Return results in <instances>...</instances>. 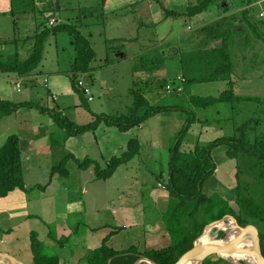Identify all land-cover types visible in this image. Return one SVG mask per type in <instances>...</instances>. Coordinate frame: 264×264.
<instances>
[{
	"label": "rangeland",
	"instance_id": "obj_1",
	"mask_svg": "<svg viewBox=\"0 0 264 264\" xmlns=\"http://www.w3.org/2000/svg\"><path fill=\"white\" fill-rule=\"evenodd\" d=\"M43 1L37 0L40 6H42ZM73 1L75 0H71V2ZM199 1L177 0L174 2L175 8H172L170 4L171 6H166L168 8L166 9L161 3L159 5V0H152L153 8L157 12H160V14H162V11L163 16H167L169 11H172L171 9H176L175 12L178 13V15L169 16L165 21L158 22V24L152 16V9L149 8L150 3L148 0H125L122 6H118V4L113 5L116 9L107 16L104 25H92L82 28L83 34L91 40L96 54L92 65L95 67L100 65L90 73L83 74V76L90 78L88 79L91 81L90 87L84 84L89 88L93 102L89 100V96L83 91L88 100L82 101L70 89V91L68 90L63 95L59 94L58 98L56 97L57 100L52 97L54 101L56 100L55 103L47 100L45 96L43 97L44 100L41 103H47L46 108L49 114L42 112L39 117L35 115L37 113H32L34 115L27 117L17 113L12 115L7 122L0 124V130L1 128H5L8 123L10 125L9 129L16 131L19 121L30 119L29 121L41 127V131H46L50 137L49 144L52 145L53 154L50 157L37 159L38 165L35 167L36 171L31 172L27 176L28 185H47L51 177V168H48L54 167L60 161H64L67 157L64 152H67L66 150L69 151L70 148L77 149V157H83L82 152L85 148L91 151V155L97 157L94 145L95 132L87 131L77 135L71 134L66 136V131L61 128L60 123L55 120L50 111L52 112L60 108V114L66 115L69 119H74L75 122H79L81 125L87 124L93 120L90 118L93 115L90 112L89 105L95 111H104L107 115L111 116L127 111V108L134 101L132 93L130 94L129 92L130 89L145 96L149 104L154 106L184 105L183 108H187L188 104L186 100L191 93V91L188 93L187 88L190 85L185 89V93H183L186 82L184 75H178L176 78H173V75L176 73H183L179 59L182 57L183 52H188L187 55L191 56L194 51L199 49L197 44L191 41L200 35L198 25L209 24L221 19L218 17L223 15H228L226 17L228 18L227 24L232 29L230 49L232 51L231 61L233 64L232 79L235 82L234 92L242 98L251 97L252 99L234 100L233 108H231L230 103L219 102L203 109H194L197 121L192 123L189 131L182 138V148L189 150L194 148L197 142L207 144L221 136L232 135L235 125H241L252 117L261 119V122L251 132L250 139H253L256 134L260 135L264 132V41L256 38L249 24L252 22L258 24L259 33L264 37V18L260 15L261 12H264V0H252L249 4L247 0H215L208 11L190 18L186 16L184 13L187 6L196 4ZM49 2L51 3V7H54L52 0H49ZM11 3V0H0V41L25 37L31 34L36 23L42 19L38 16L36 20L35 17L29 14L12 17L10 13L11 11L16 12V9L14 6L11 9ZM88 3L90 4V1ZM40 6L38 8H41ZM183 8L185 9L183 10ZM246 9L249 11L243 16V12ZM63 13L65 12L53 15L52 19H55V21L57 18L64 20ZM113 14L115 17H113ZM55 21L53 24L56 23ZM88 21L94 20L90 18ZM183 29L188 30L186 34L183 32ZM185 35H189V38L180 41L175 38H183ZM162 42L176 48H178L179 44L180 49L188 46H191V48L188 51L178 49L177 53L173 55L169 54L163 65L159 67L157 66L158 62L155 60L159 56L148 53L142 59L152 60L151 62L155 66L150 64L148 67L142 69L140 67L141 59L139 58V53ZM210 42L206 43L210 44V47L217 44L214 41ZM16 47L17 45L13 43L0 44V58H5L10 52L12 54L16 50ZM22 48H20V51ZM116 50L126 52L127 58L120 61V58L114 55V51ZM154 51L156 52V50ZM154 51L152 52L155 53ZM27 52L28 50L21 51L19 56L26 58L28 56ZM72 52V45L66 34L59 33L56 36L52 35L48 37L45 43L43 60H41L38 68L42 70L43 67L41 65L52 67L55 65V60L58 59L59 68L67 69L69 56L72 55ZM106 58L111 60L110 66L103 65V61ZM56 74H60L57 76H63L62 73H55L53 76ZM1 76H7V74L0 73ZM64 76V79L70 86L69 79L66 75ZM148 76H155L154 78L160 77L159 79H164V77L165 79H174V85L172 83L165 84L167 92L162 89L159 92L148 91L145 87L147 84L143 83L144 80L148 81ZM77 80L83 79L79 77ZM222 82L202 83L204 86L201 85L200 87L202 90H199L200 95L216 94L218 84ZM225 82L226 87L222 91L228 88V81ZM149 83L152 84L151 81ZM196 84L198 83H194L193 85L195 86ZM25 86H28V84L25 85L23 82L18 85V87H23V90ZM44 86L47 87L46 81H44ZM175 86L176 88L177 86H182V92L177 93L174 88ZM20 90L19 88L17 89L15 81L0 80V98L10 101L29 99L28 96H23L24 92L19 93ZM41 91L45 93L42 80H38L35 86V93L30 92L33 102H39L35 98V95ZM76 103L77 106L75 105ZM78 106H80L79 109ZM188 119H190L189 113L183 110L177 112L163 111L147 119L143 123L147 137L145 153L153 155H150L151 157L147 159L145 157L139 158L138 156L133 158L127 169L121 167L111 178L106 180H95L88 183L84 177H81V174L83 176L84 172L82 173L80 170L81 174H77V162L73 158H67L65 165L70 172L69 177L74 182L66 184L69 179L62 178L61 181L60 176L58 182L61 181L59 183L61 188L48 200H44L43 196H40V189H29L27 193L29 195V211L31 212V216L21 226H15L12 231L8 232L0 229V252L12 255L21 263L32 264L31 236L35 234L42 243L43 251L48 255L59 256L61 264H92L91 261H88L92 256V249L82 247L76 240V236L80 235L85 229L82 223L89 225L86 215H81L79 212L75 213L80 205L89 210L87 213L93 212L100 216L95 217L94 220L91 218L89 222L91 227L97 224L106 225L103 234L107 235L114 226L126 228L113 237L111 245L115 249H127L132 245H135L137 248L140 245L139 248L141 250H138L143 251L145 247L168 245L170 242L168 241L169 238L164 236L165 233L162 229L164 224L161 214L167 210L171 198L164 187V180L158 177L159 171H164L163 178H166L168 174L167 162L171 153L170 147L174 145L178 131H180L184 122ZM116 132L119 137L124 134L127 138L134 135L135 128L132 129V132H128V135L119 131ZM45 140L46 137L42 136L36 145L41 142L45 144ZM155 148L157 149L154 150ZM226 149L225 145L212 149L211 157L215 163H219L221 158L226 157V155H223L226 153ZM91 157L88 156L89 159ZM84 159L80 158L79 161ZM103 163V165L100 164L104 166L105 162ZM137 164L139 165L138 168ZM144 165L148 168L154 167L158 169L156 175H153V177L148 176L146 171H144ZM224 165H222V168L232 172L230 177L221 178L222 181L227 182V184L232 183L234 188L238 182L241 194L250 198L256 205L264 207V162L260 163L257 158L248 154H240L237 159H228ZM139 168L142 170L139 171ZM137 175H139L138 180ZM143 175H146L148 178ZM86 179H89V175ZM151 179L153 180L149 181ZM136 180L142 186L143 200H137L138 184ZM212 180L213 178L211 177L208 181L211 182ZM52 186L48 187L47 190L51 189ZM54 189L55 187L51 190ZM84 189L86 190L84 191ZM129 192L131 193L127 195ZM203 192L212 196L219 195L225 199L223 193L225 189L215 187L211 183L204 185ZM229 193L231 194V192ZM232 194L235 196V190H232ZM123 196H131L133 202H126ZM80 197L82 198V202H76ZM234 208L237 209L236 205H234ZM247 220L251 223L246 226L264 235V221L250 216ZM63 222L66 223L67 229L72 234L67 229L62 230L63 227L65 228L62 225ZM230 222L234 223L233 219L226 218L224 222L222 221V223L226 224ZM132 223L135 224L132 225ZM142 224L146 225V227L150 226L151 229H142V231L138 232L137 225ZM156 227L159 228V234L157 235L155 234ZM96 233L102 235V229L97 230ZM68 234L70 236H67ZM222 234L223 228L219 225L208 231L209 237L214 242H217ZM53 235L54 238H52ZM57 238L59 239L60 246H55L53 242V239ZM140 238L142 242L137 241ZM238 248L242 250L238 254L246 258H243L240 262H238L237 258L233 257L235 255L238 256L237 252L221 254L217 255V257L221 262L223 260L233 264L235 262L237 264H251V254L248 252L247 245H239ZM141 263L150 264L145 259H141L138 264Z\"/></svg>",
	"mask_w": 264,
	"mask_h": 264
},
{
	"label": "trees",
	"instance_id": "obj_2",
	"mask_svg": "<svg viewBox=\"0 0 264 264\" xmlns=\"http://www.w3.org/2000/svg\"><path fill=\"white\" fill-rule=\"evenodd\" d=\"M11 1V9L13 6L16 9V12L11 11L12 17L29 14L35 17L36 20L38 16L42 19L36 23L31 34L25 37L0 41V44L13 43L17 45L16 50L12 54L10 52L5 58H0V73L16 75L23 79L21 81L23 84H28L27 79L32 76H38V72L41 70L38 67L41 60H43L45 43L48 37L64 33L72 45L73 52L69 56L67 69L59 68L57 73L66 75L72 90L82 101L86 100L83 90L78 86L77 79L83 74L94 70L92 62L96 54L91 40L83 34L82 28L92 25H104L108 16L105 7L110 0H75L73 2L71 0H52L54 7H51L49 0H44L42 6L38 4L37 0ZM89 1L90 4L88 3ZM214 1L200 0L196 4L187 6L184 14L190 18L208 11ZM251 1L247 0V3L249 4ZM39 6L41 8H38ZM247 9L243 12V16L249 11ZM112 11L110 10L109 13H112ZM61 12H65L63 13L65 19L57 18L58 21L54 19L55 24H49L52 16ZM87 18H91L94 21H88L89 19ZM227 23L228 18L224 17L201 27L198 32L203 36L201 43L204 46L194 51L191 56L183 53L181 57L183 75L186 79L183 93H185V89L189 85L191 86L194 83L228 81V88L217 96L190 95L186 100L187 108H183L184 105L154 106L149 104L145 96L130 89L129 92L130 94L132 93L134 101L127 108V111L115 116L104 113L95 114L91 122L83 125L73 123L66 115L60 114L57 109L55 110L56 112L54 110L50 111V114L60 123L61 128L66 131V136L95 131L101 123L109 127H115L121 133H126L163 111L177 112L183 110L190 115V119L184 122L177 133L174 145L171 146L166 178H163V174L158 177L164 180L162 182L171 198L167 210L161 214L164 224L162 228L165 233L164 236L169 238L168 241L170 243L160 247H145L143 251L138 250L135 245L117 251L107 244L111 235L122 230L117 228L115 232H111L103 238L100 247L91 251L92 256L88 261H91L92 264H138L143 258L155 264H175L179 257L193 248L194 242L200 237L204 228L213 221L221 220L225 216H232L242 227L251 223L247 220L249 216L264 221V207L256 205L250 198L241 194L238 182L234 188L235 197L233 201L224 199L219 195L207 196L203 192L204 185L214 175L217 168L211 157V151L215 147L225 145L228 159H237L240 154H248L257 158L260 163L264 162V132L260 135L256 134L253 139H250L251 132L257 128L261 119L252 117L241 125H235L232 135L221 136L207 144L197 142L195 147L189 150L182 148V138L187 134L192 123L197 121L194 109H203L219 102L230 103L231 108H233L234 100L252 99L251 97L242 98L234 92L235 82L232 79L233 64L231 61L232 51L230 49L232 29ZM249 24L256 38L264 41L263 35L259 33L258 24L253 22ZM210 41H214L217 44L210 47V44H206L211 43ZM21 47H23L21 49L22 52L28 50L26 58L19 56ZM56 54L58 55L57 52ZM155 55L158 54L156 53ZM158 56L159 58L156 57L155 60L158 62L157 66L159 67L163 65L164 59L160 55ZM142 57L144 56L139 57L142 69L153 64L152 60H145ZM149 57L153 58L152 56ZM189 57L191 58L189 59ZM57 66H46V69L52 73L57 69ZM154 77L148 76V81H143V83L147 84L145 87L148 91L159 92L162 89L167 92L165 84L172 83L174 85V79ZM82 79L88 85L86 82L88 80ZM150 81L152 84L149 83ZM174 88L176 89V86ZM22 108H34L41 112L48 111L47 108L37 102H15L0 98V121ZM139 151V140L131 138L127 142L125 151L120 156H113L106 160L104 166L98 161L89 158H85L82 161L76 158L74 160L77 162L78 167L82 169L94 165L95 179L106 180L111 178L120 166L129 163L139 154ZM66 159L60 161L59 164L52 168L51 177L55 174L61 177L67 176ZM15 189L26 190L22 168V151L18 135L9 134L0 146V197L7 196ZM234 205H236L237 209L234 208ZM259 243L262 257L264 258V235L262 234H259ZM31 251L33 254L32 264H61L59 256L48 255L43 251V246L35 234L31 236ZM218 262L233 264L223 260L221 262L217 255L206 257L201 264H219Z\"/></svg>",
	"mask_w": 264,
	"mask_h": 264
},
{
	"label": "crops",
	"instance_id": "obj_3",
	"mask_svg": "<svg viewBox=\"0 0 264 264\" xmlns=\"http://www.w3.org/2000/svg\"><path fill=\"white\" fill-rule=\"evenodd\" d=\"M124 1L125 0H110L109 3L105 7V11H106L107 15L111 14V13H109L110 10H113L112 13L115 11L116 8L113 7L114 4H118V6H122V5H124ZM137 1H142V0H137ZM148 1L150 3L149 8L152 9V11H151L152 16H153V18L156 19L157 23L165 21L169 16L178 15V13L175 12L176 9H171L172 11H171L170 15L167 14V16H165V15L163 16V12L162 11H161L162 14H160V12H157L153 8L152 0H148ZM162 1L163 0H159V5L161 3L162 5H164V7L166 9H168L166 6L169 7V6L172 5L171 7L175 8L174 7V2H176L177 0H164V2H162ZM184 9L185 8H183V10ZM113 17H115V15ZM224 17H228V15H223V16L218 17V18H224ZM105 20H107V19H105ZM206 24L207 23H204V24H201V25H198V26H199V28H201V27L205 26ZM187 31H188L187 29H183V32L185 34L187 33ZM188 36L189 35H185L183 38H178V39H177V37H175V38H176V40L180 41V40H184L185 38L188 39L189 38ZM202 37H203L202 35H199L196 38L197 41H196V39H193L191 41L195 42L197 44L198 48H201V46L203 45L201 43ZM115 38H117V37H115ZM189 48H191V46H188V47H185L183 49H180L179 48V44H178V48H176V47L168 46V44H165V42H162V43H159V44H157V45H155L153 47H150L148 50L146 49L147 51L146 50L142 51V53H139V57L145 56L148 53H152L153 55H155V53H157L158 55H160L164 59V62H165V59H167V56L169 54L173 55L174 53H177L178 49L179 50H183V51H185V50L188 51ZM154 50H156V52ZM152 51H154L155 53H153ZM183 53H188V52H183ZM114 55H116L117 58H120L119 59L120 61L124 60L128 56L127 53L126 52H122V50L114 51ZM135 56H133V57H135ZM128 58H131V57H128ZM110 61L111 60H109L108 58L104 59L103 65L104 66H110V64H111ZM57 64H58V59L55 60V65H53V66H56ZM179 64H180V67H181V70H182L183 66H181V58L179 59ZM98 66H100V65H98ZM98 66L97 67L93 66V67L95 69V68H98ZM41 67H43V69L38 72V76H32V77H29L27 79L28 80V86H25L24 90H23V87L22 88L18 87L19 83H21V81L23 80L22 78H19L16 75L1 76L2 78L0 77V80L1 79H5L7 81H15L17 89L18 88L21 89L19 91V93L24 92L25 94H23V96H28V98H29V99H26V100L18 99V100H15V102L32 101L31 99L33 97H30L31 96L30 92H34L35 93V86H36V83L38 82V80H40V81L42 80V86H43V89H45V93L42 92V91L40 93L37 92V94L35 95V98L38 99L39 100L38 103L42 104V106H45V108H46L47 103H41L44 100V98H43L44 96L46 97L47 100H50V101L55 103L57 98H58V96H59V94L63 95L64 93H67L68 90L70 91V89H71L73 94L77 95L72 90L71 86H69L68 82L64 79L65 76H64L63 73H62L63 76H57V75H60V74H56L55 76H53V74L58 72V70H59L58 66H57V69H55L52 73L47 71L46 66L44 67V65H41ZM178 75H182L183 76V73L178 72L175 75H173L174 76L173 78H176V76H178ZM80 78H84L85 80L90 79L89 77L83 76V75L80 76ZM44 81H46L47 87L44 86ZM88 81H86V82H87L88 86L90 87L91 81H89V82ZM216 82H220V81H216ZM201 85H203V84L202 83H198L195 86L191 85L190 87L187 88L188 93H190V91H191L190 95H193V96H217L226 87V82L223 81L221 84H218V91L214 95H210V94L200 95V91L199 90H201V88H200ZM223 85H224V87H223ZM205 87H207V86H205ZM176 92L179 93L178 91H176ZM20 95H22V94H20ZM52 97H54V98L57 97V98L54 101L52 99ZM77 97H79V96H77ZM25 98H27V97H25ZM84 98L87 100V98L85 96H84ZM91 102H93V100H91ZM75 105L77 106V103ZM174 106H177V105H174ZM79 108H80V106H78V109ZM89 109H90L91 114L93 115V117H90L91 119H94V115L95 114H100V113L106 114L104 111H99V112L95 111L92 108V106H90V105H89ZM57 110L61 111L60 108L57 109ZM17 113L23 114V115H25L27 117H29V115H34L32 113H37L35 115L40 117V113H42V112L37 110V109H34V108H32V109L22 108V109L18 110L16 113H14L12 115H15ZM46 113L49 114V112H46ZM12 115L3 118L0 121V124L7 122L12 117ZM91 119H90V121H91ZM29 120L19 121V123L17 124L18 127H17L16 131H11L9 129L10 125L8 123L6 124L7 126L5 128H1V130H0V146L3 144L5 138L9 134H16V135H18V137L20 139V147H21V151H22V168H23V176H24V185H25V189H26L24 191L20 190V189H15L12 192H10L7 196L0 197V229H3V230L8 231V232L12 231L15 226H21L31 216V212L29 211V195L27 193L29 189H32V188L40 189V196H43L42 198H44V200H48V199H50L52 197V195L54 196L58 192V190L61 188V185L59 183L62 181V178L69 179L68 182H66V184L74 182V180H71L72 178L69 177L70 172H69L68 168H66V165H65V168L67 170V176L61 177V181L60 182H58V178L60 176L58 174H55V175H52V177H50L49 183H47V185H45V186H42V185L36 186V185H30V184L28 185L27 184L28 183L27 176L31 172L36 171L35 167L38 165L37 159L50 157L51 154H53L52 153V145L49 144L50 137L48 136V133L46 131H41V127H38L36 124L32 123ZM70 120L73 123H75V124H79V122L78 123L75 122L74 119H70ZM79 125H81V124H79ZM113 128H115V127H109V126H106L104 123H101L99 125V127L95 131H93L96 134V136L94 138L95 139L94 140V145H95V153L97 154V157H94L93 155H91L92 153H91V151L88 148H85L84 151L82 152L83 157H77L76 156V153L78 152L77 149H71V148L69 149V151L66 150L67 152H64L66 154L65 156L69 155V157H67V158H73V159L76 158L78 160L80 158H88V156H92L91 157L92 160L98 161V162H100L103 165L104 164L103 162H106V160H108L109 158H111L113 156H120L125 151L126 146H127V142L131 138H137L139 140V144H140L139 154H137L135 157H137V156L139 158L140 157H145L147 159V158L151 157L150 155H153V154H146L145 153V150H146L145 142L147 141V137H146V134H145L143 123L139 127L135 128V132H133L134 133L133 136H130V137L128 136L127 138H126V136L124 134H122L120 136L121 137L120 138L118 136V133L116 132V131H119V130L113 129ZM128 132H132V129L130 131H128ZM128 132H126V135H128ZM97 133H99V134H97ZM42 136L46 137L45 144H44V142H41L40 144L36 145L37 142L39 143V140L42 138ZM156 149L157 148H155L154 150H156ZM170 150H171V147H170ZM223 155H226V153H224ZM227 160H228V158L226 156V157L221 158L219 163H215L217 168L215 170L214 175L212 176L213 180L211 182H209L208 181L209 179H208L206 184L211 183L215 187H220V188L225 189V192H223L224 195H225V199H227L229 201H233L234 197H235L234 194H232V190H234V185L232 183H228L227 184V182L222 181V179H221V178H227L226 176L230 177L231 172H232L230 170L227 171L226 169L222 168V165L226 164ZM129 163L120 166L118 169H120L121 167H124V168L127 169V167L129 166ZM167 164H168V162H167ZM138 166L139 165L137 164V168H138ZM50 168L52 170L53 167H49L48 169H50ZM143 168L145 169L144 171H146L148 176H151V177H153V175L155 176L156 172L158 171V169H155L154 167L148 168L145 165L143 166ZM77 169H78V170H76L77 174L80 175L81 171H82V173L83 172L85 173V174L83 173V176L81 174V177L82 178L84 177V179L88 183L90 181L97 180V179H95L94 165H90L89 167L83 168V169L79 168L78 165H77ZM140 170H142V169L139 168V171ZM116 171H115V173H116ZM167 171H168V165H167ZM160 174L164 175V171H159V175ZM85 175H87L86 178L89 175V179H86ZM143 176L148 178L146 175H143ZM138 177H139V175H137V180H138ZM137 180H136V183L138 184V186H137V200H143L142 186H140V183ZM152 180L153 179H151L149 181H152ZM51 186H52L51 189H53L54 187H55V189L54 190H51V189L47 190V188L51 187ZM41 187H43V188H41ZM85 190L86 189H84V191ZM82 191H83V189H82ZM144 192L146 193V191H144ZM229 192H231V194ZM130 193L131 192H129L127 195H129ZM206 195H208V194H206ZM208 196H211V195H208ZM123 197H125V199H126L125 201L126 202H128V203H132L133 202L131 196H123ZM76 202H79V203L82 202V198L80 197V199L76 200ZM91 211H94V210H91ZM78 212L81 215H86L87 216V223L89 225H87L85 223H82L85 226L84 227L85 229L80 235L76 236V240L80 243V245H82V247L84 246L85 248H89L90 250L91 249L94 250V249L100 247L103 238L108 236L109 233L115 232V230H117V228H121L122 229L121 231L126 229L123 226L122 227L121 226H114L107 235L103 234L104 233L103 230L105 229L104 227L106 225H98L97 224V225L91 227L90 226V222H89V221H91V218H93L92 220H94L95 217H100V216L96 215L93 212L92 213H87V212H89V210L86 209L85 207H81V205L75 211V213H78ZM79 223H81V222H79ZM133 224H135V223H132V225ZM62 225L65 226V228L63 227L62 230H66L67 229L66 223L63 222ZM147 228L151 229L150 226L146 227V225L144 226V224L137 225V231L138 232H140V230L142 231V229L146 230ZM101 229H102V235H98L96 233V231L97 230L99 231ZM158 229H159L158 227H156V229H155V234L156 235L159 234V230ZM67 230H69V229H67ZM118 233L119 232H116L113 235H111V237H110V239H109V241L107 243L110 247H112L111 244H112L113 237L116 236V234H118ZM70 234H72L71 231H70ZM70 234H68L67 236H70ZM52 238H54V235L52 236ZM141 238L139 240H137V241L138 242L141 241ZM58 240H59L58 238L57 239H53V242L55 243V246L56 245L60 246ZM40 244H42L41 241H40ZM139 246L140 245L137 246L138 249H140ZM113 249L117 250V251L124 250V249L119 250V249H115V248H113ZM60 254H61V251H60Z\"/></svg>",
	"mask_w": 264,
	"mask_h": 264
},
{
	"label": "water",
	"instance_id": "obj_4",
	"mask_svg": "<svg viewBox=\"0 0 264 264\" xmlns=\"http://www.w3.org/2000/svg\"><path fill=\"white\" fill-rule=\"evenodd\" d=\"M226 218H231L234 221L236 233L232 236V238H229L228 230L223 228V234L221 238L217 241V243L215 244L200 243V238L204 236L205 233H208L209 230L215 228L217 225L222 223V221L224 222ZM244 244L247 245L248 252L251 254L250 255V258L252 260L251 264H264V258L262 257L260 243H259V233L249 226H244V227L240 226L235 220V218H233L232 216H225L221 220H216L208 224L204 228L200 237H198L197 240L194 242L193 248L187 251L181 257H179L177 259L178 261L175 264H188L191 262L195 264H201L206 257L212 255L232 254L234 252H237L238 254L242 251L238 248L239 245H244ZM237 260L238 262H240L242 259L237 258ZM0 264H24V263H21L17 258L13 257L10 254L7 253L3 254V252H0Z\"/></svg>",
	"mask_w": 264,
	"mask_h": 264
},
{
	"label": "bare ground",
	"instance_id": "obj_5",
	"mask_svg": "<svg viewBox=\"0 0 264 264\" xmlns=\"http://www.w3.org/2000/svg\"><path fill=\"white\" fill-rule=\"evenodd\" d=\"M219 226L222 227V228H224V229H227V230H228L229 238H232V236L236 233V228H235V226H234V223H232V222H230V223H228V224H226V223H220ZM200 243H202V244H215V243H217V242H214V241L209 237L208 233H205V235L202 236V237L200 238ZM233 257H234L235 259H236V258H241V259L245 258V257H243V256L240 255V254H238V256L235 255V256H233ZM245 259H246V258H245ZM148 262H149L150 264H154V263L151 262L150 260H149ZM188 264H195V263L191 262V263H188Z\"/></svg>",
	"mask_w": 264,
	"mask_h": 264
},
{
	"label": "built area",
	"instance_id": "obj_6",
	"mask_svg": "<svg viewBox=\"0 0 264 264\" xmlns=\"http://www.w3.org/2000/svg\"><path fill=\"white\" fill-rule=\"evenodd\" d=\"M260 15L264 18V12H261ZM53 22H54V19H51V24H52ZM78 86L83 90V92H84L87 96H89V100H92V96H91V94H90V90H89L88 87L85 86L83 80H79V81H78ZM182 89H183L182 86H177L176 91L181 92Z\"/></svg>",
	"mask_w": 264,
	"mask_h": 264
},
{
	"label": "clouds",
	"instance_id": "obj_7",
	"mask_svg": "<svg viewBox=\"0 0 264 264\" xmlns=\"http://www.w3.org/2000/svg\"><path fill=\"white\" fill-rule=\"evenodd\" d=\"M183 90V89H182Z\"/></svg>",
	"mask_w": 264,
	"mask_h": 264
}]
</instances>
